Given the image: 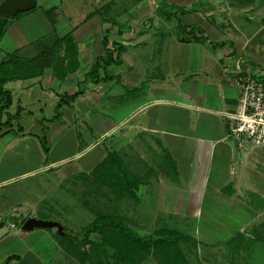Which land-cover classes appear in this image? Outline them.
Segmentation results:
<instances>
[{
	"label": "crops",
	"instance_id": "1",
	"mask_svg": "<svg viewBox=\"0 0 264 264\" xmlns=\"http://www.w3.org/2000/svg\"><path fill=\"white\" fill-rule=\"evenodd\" d=\"M40 1L9 17L0 38V62L17 57L7 69L23 75L4 84L12 103L0 117V191L32 173L63 179L62 165L86 153L89 167L81 163L77 175L97 178L100 164L115 153L120 176L138 180L135 196L123 180L104 184L115 189L114 199L101 196L138 230L158 226L160 213L168 222L178 218L174 225L182 229L194 226L207 204L241 205L250 193L264 195V145L241 153L226 139L225 117L237 104L238 64L264 82V0H130V10L116 0ZM179 20L207 39L181 42ZM161 29L181 44L145 42ZM32 157L36 169L16 168V160ZM9 211L20 218L29 209L0 196V224ZM256 219L257 211L244 223ZM92 253L88 264L96 259ZM207 253L202 264H210ZM14 255L8 264L21 261L6 254L0 264Z\"/></svg>",
	"mask_w": 264,
	"mask_h": 264
},
{
	"label": "rangeland",
	"instance_id": "2",
	"mask_svg": "<svg viewBox=\"0 0 264 264\" xmlns=\"http://www.w3.org/2000/svg\"><path fill=\"white\" fill-rule=\"evenodd\" d=\"M51 1L55 3L60 0ZM79 1H76L75 8L77 10L82 9ZM129 1L116 0V3L119 8L128 10ZM37 2L41 3L40 0H37ZM141 26L143 27V25ZM135 33H137L135 38L137 39L139 33ZM137 41L140 42V40ZM145 42L147 44H181L166 29H161V34L149 38ZM67 150L68 148H65L64 151ZM86 154L83 158L80 157L62 165L60 168L62 171L59 170L65 175L63 179L57 175H54L55 177L49 174H41L39 176V174L32 173L20 179L18 183L0 191V196L5 199L6 203L21 202L26 205L29 209L27 212L29 216H36L40 220L58 222L63 226V234L59 233L56 227L35 228L32 231L25 232L22 230V222L27 220L28 214L26 213L27 215L25 214L24 217L19 218V211H9L8 220L4 219V222L0 224V261L3 260L6 254H16L21 256L22 259L14 264H83L80 260L81 253L84 254L81 241L88 237V240L91 243L93 242L88 247L86 245L87 250L91 253L94 251L92 248L95 242L101 239L100 234L93 233L90 236L86 235V232H84L85 228L94 222L96 218H110L111 215H118L115 218L116 220H122L127 226L140 234H152L156 231V228H172L187 232L191 236V239L188 242L183 240L181 246L189 264H196L197 259L202 264L201 261H204V256L207 252H209L207 254L210 257V264H264L263 194L253 195L250 193L248 194L249 198L245 197V203L241 205L238 204L240 202H234L233 205H230V202L226 201L222 203L223 206L219 204L218 208H213L207 204L201 208L200 218L197 219L194 226L187 225L185 228L182 226V229L178 223L174 225L173 221L179 222L178 218L172 219L171 222L173 223H171L170 220L168 222L166 216L160 213L158 223L161 225L159 224V227L154 224L139 225L138 227L141 230H138L136 224L132 223L129 215L128 217L125 215L122 217L119 210H115L109 204L105 205V198L101 195H106L107 199H111L112 197L114 199L115 192L110 193L115 190L114 188V190L105 189L104 184L96 180L88 172L77 175L83 169L81 168V163L85 162V167H89L88 155ZM8 159L10 157L3 162L4 165H9ZM16 161V168L18 170H34L39 165V161L35 157L29 158L27 161H21L20 159ZM1 170L2 173L5 171L3 166ZM11 170L12 168H10ZM102 188L104 194L99 192ZM96 195L98 196L96 197ZM39 196L45 197V199L41 200L36 208L34 205L39 201ZM95 197L98 198V201H94ZM125 198H127L126 195ZM130 198L134 199V197ZM99 201L102 202L97 205L94 203H99ZM132 207L133 204H129L127 212L133 211ZM160 207L161 204L158 206V212L161 211ZM255 207L258 208L254 209ZM33 209H35V215L32 213ZM255 211H257V219L254 223L245 225L244 221H252ZM14 214H16L15 218ZM210 222L213 223L212 226ZM237 232H241L244 235L236 236ZM20 233H24L25 236L21 237ZM109 246L110 244H108V248L110 249L111 247ZM65 248L77 260L68 257L70 253L65 254ZM90 253H88L89 258L87 261H90L91 257H93V254ZM98 255L100 254L96 255V259ZM211 255L214 256L212 257ZM101 257L104 258V264H107V262L110 264L109 260L112 261L110 257H108V261L105 260L104 256ZM96 259L93 263L101 264ZM139 264H163V261L152 255Z\"/></svg>",
	"mask_w": 264,
	"mask_h": 264
},
{
	"label": "trees",
	"instance_id": "3",
	"mask_svg": "<svg viewBox=\"0 0 264 264\" xmlns=\"http://www.w3.org/2000/svg\"><path fill=\"white\" fill-rule=\"evenodd\" d=\"M20 15L21 13H18L15 17ZM8 23V18L0 16V38L3 36ZM178 23V34L181 42H190L192 40L201 42L207 39L199 32L198 28L193 27L187 30V27L180 20ZM11 61H14V64H16L15 62H19L17 57L14 56H8L0 62V117L3 111L8 109L12 103L11 92L5 89L4 84L11 78L23 76L19 69H15L14 72L7 69L11 67ZM18 64L16 67H19ZM18 116L19 112H16L15 115L10 116V119L17 118ZM121 168V162L117 155L110 153L108 159L98 167L96 180L101 181L102 184L110 183L112 185L120 184L123 180L125 185L130 186L128 187L129 195L134 197L138 180L130 178L128 175H122L121 177L119 174ZM84 232L88 236L93 233L100 234L101 239L95 242L92 248L94 251L92 252H95L96 255L99 253L101 256H104L106 261L110 257L112 260H109L110 264H139L152 255L163 261V264H189L181 242L183 240L188 242L191 236L180 230L160 228L149 236H143L127 226L122 220L118 221L111 216L110 218H96L94 222L85 228ZM242 235L244 234L241 232L236 233V236ZM81 243L84 254L81 253L80 260L86 263L89 258L88 253H90L86 245L88 247L93 242L91 243L88 237H86ZM108 244H110V249L108 248ZM100 255L97 256V261L104 264V258ZM15 258H18V256H11L2 264H8L10 260Z\"/></svg>",
	"mask_w": 264,
	"mask_h": 264
},
{
	"label": "built area",
	"instance_id": "4",
	"mask_svg": "<svg viewBox=\"0 0 264 264\" xmlns=\"http://www.w3.org/2000/svg\"><path fill=\"white\" fill-rule=\"evenodd\" d=\"M232 83L238 97L235 110L225 115L226 139L243 153L247 146L264 145V82L238 64Z\"/></svg>",
	"mask_w": 264,
	"mask_h": 264
},
{
	"label": "water",
	"instance_id": "5",
	"mask_svg": "<svg viewBox=\"0 0 264 264\" xmlns=\"http://www.w3.org/2000/svg\"><path fill=\"white\" fill-rule=\"evenodd\" d=\"M36 7V0H3L0 3V16L9 18L18 13L27 12ZM57 228L59 233L63 234V226L54 221L40 220L35 217L27 219L22 225L25 232L32 231L35 228Z\"/></svg>",
	"mask_w": 264,
	"mask_h": 264
}]
</instances>
